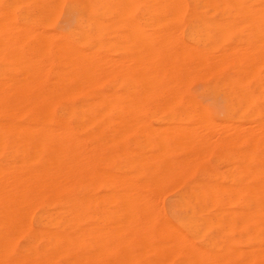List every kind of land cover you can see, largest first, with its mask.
<instances>
[{
    "label": "bare ground",
    "instance_id": "obj_1",
    "mask_svg": "<svg viewBox=\"0 0 264 264\" xmlns=\"http://www.w3.org/2000/svg\"><path fill=\"white\" fill-rule=\"evenodd\" d=\"M36 1L38 4L40 3L38 7L42 6L43 8L44 7L46 8V6L49 3V0H36ZM57 1H60V0H57ZM98 1L96 0V2ZM115 1L118 2L119 0H115ZM126 1L127 0L125 1L123 0L125 4L121 0L117 4H115L116 6L125 5V7H121V6H120L121 8L117 7L122 10V11L120 10V12L122 13H123V10L126 8L123 14H125L126 11L130 12L133 9L132 7L131 10H128L131 8L130 7L132 6L131 2L133 3V1L131 0L127 2ZM138 1H140V3H138ZM138 1H136L137 5L138 4L141 5L144 11L147 10L146 13L147 12L150 13L148 10H154V11H157L155 15H157L158 13H159L158 15H160V13L164 14V16H162V19H159V21L160 20L161 21L165 20L167 22L169 21L170 25L181 24L179 23L181 21V18H180L182 16L181 13H183V11H188L192 13L193 20H196V21L201 20V22L208 24L209 26L211 25L210 28L212 29H213L212 26H214L213 30L215 31L223 28L222 29L223 32H226V33H227V30L230 28L229 26H232L233 23L238 22L239 19H237L236 22L233 21L235 20L233 19L235 15L233 17H231L232 15L231 16L226 15L222 17L223 18L222 21H219L218 19H213V17L212 18L206 17L204 19H200V16H198L200 12L198 15H197V12L200 10L207 11L210 9V11L208 12H211V10L213 12L218 11V10H223L224 13L225 12L233 13L236 10L237 11L241 10V8L243 12L245 11V8H243L242 0H138ZM257 1L256 3H258ZM60 2L62 3V1ZM103 2L105 3V0ZM111 2L115 3L114 1H111ZM120 2L122 3L120 4ZM57 3L55 2L54 4L56 5ZM59 3L55 7H52V9L48 7L49 10H53V8L54 10L55 8L58 10L60 8ZM248 4L246 3V5L245 4L244 5L247 6L248 9L250 8L251 10L250 6L253 7V5L248 6ZM262 4L264 5V1L262 2ZM262 4L260 6H262L264 10V6ZM82 6H85V5H82ZM108 6L110 8V5ZM111 6H113L112 7L113 11H116V12L119 11V9L118 11L115 10L114 4H112ZM133 6L135 7V3H133ZM260 6L258 5L257 8H259ZM103 7H107V6H105L104 4ZM239 7L240 9H238ZM45 8L44 10L47 9ZM112 8H110L111 11H112ZM257 8H255L254 6L255 10ZM34 9H36V6ZM34 9H32L33 12L30 9L32 13H35ZM100 9H101V6H100ZM142 9L140 10V12L141 11L144 12ZM254 9L252 8L251 11H253ZM38 10H35V11H38ZM57 10H55V13L53 12L54 15L56 14ZM250 10H249V15L251 12ZM46 11H48V9ZM242 11H240L241 13L239 11L238 13L236 12L235 13L237 15L239 14L245 15V20L243 19V16L241 17L244 20V23L240 19L239 23H236V25L237 24L240 25L241 22L243 23V25L245 24L251 25L250 22L255 20L254 22H257V23L255 24L254 22H252V24L254 23L255 25L253 24L252 26H246L248 27L247 29L249 30L250 27L253 28V26H255L256 28L258 25L259 27L261 26L259 23V19L260 18L264 19L263 13L260 12L259 16L257 17L256 15L259 13V11H257V14H255V16L253 14L254 18L252 16L250 18L248 17L249 16L248 13L242 14L243 13ZM19 12L20 10L18 11V13ZM31 12L29 11V13ZM120 12H118L117 16L119 15ZM178 12L181 15L178 16L177 15ZM223 12H222V15H224ZM7 14L3 13V15H5L4 17H6ZM12 14H15V12ZM20 14L22 13H19V15ZM26 14L20 15L22 17L19 16L18 19L20 18L23 19L24 16L25 18H27ZM123 14L119 15V18L121 17L122 19H125ZM128 14L125 15L126 19H127ZM165 14H168L170 18L173 19V21ZM27 15H30V14H27ZM47 15L52 16L51 14H46V16L44 14L45 17H47ZM30 16L31 18H35L32 15ZM37 16H40V13ZM109 16H111V14ZM129 16L131 17L130 14ZM175 16L180 18L179 22H178V19L176 20L178 22L177 24L175 23V20H174L176 18ZM141 17L143 18V20H140V21H142L144 25L147 22H148L147 25L149 23L151 24V22L155 23V25L160 24L159 21L156 24L157 21L155 22V20L156 19L158 20V18H155L153 16L148 17V20H152L151 22H149L148 20L147 21L145 20L147 19L146 16L143 17V15H141ZM202 17H204V14ZM25 18L22 21V23L23 22L25 23L26 21ZM115 18L117 19V17ZM119 18L117 19L119 22L118 24L122 26V28L124 26L126 27L127 24L124 25L125 23L124 21L121 22L124 26L120 24ZM246 18H250L251 20L246 19ZM2 19L4 20V18ZM9 19L11 20L10 16L6 20L7 22L5 21L6 23L0 20L2 22L0 28H6V26L12 25L10 22H8ZM27 19L30 20L29 18ZM35 19L36 20L38 19V20L34 22L33 21L34 19H32V24L34 25V23H36L38 26V22L41 23L39 21L40 18H35ZM44 19L46 20V18ZM87 19L89 20L88 17ZM116 19L115 21L114 20L110 21L111 24L113 22H116L117 21ZM128 19L129 20L128 21L126 20L127 21L126 23H128L129 21L130 22L134 21V20H130V19H133L132 17ZM15 20H16L15 18H14V21L12 20L14 24H16ZM28 20L27 22L30 23L31 20L30 21ZM40 20L44 22L42 18ZM260 22H263V21H260ZM5 24L7 25L4 26ZM14 24L13 26H11L12 28L15 29L16 27H18V29L17 28L15 29V32L18 31L23 26V25L17 26ZM105 24H107V22H105ZM135 24L137 23L133 24L134 27L136 26ZM161 24L162 26H160V29L156 31L159 33L158 35L157 33H154V30H156L154 28L152 32H151L152 29L151 30L149 29L150 31L146 30L148 34L145 33L146 31L143 32V30H141L142 34L140 33L134 36V33L132 32L133 33L132 35L134 36V38L130 37L132 38L131 40L135 39L136 36H139V37H136L135 39L137 40L139 38L138 39L139 41L137 40V42L139 43H136L137 45L135 44V46L133 45L136 48V50L139 49L138 58L136 57L135 61L133 60L134 67L132 66L133 68H135L133 69L135 70V73L139 74V86H138V89L137 88L135 89L131 86L132 92H130V90L126 88V86L128 87L127 85L128 82H126L124 80L125 78L123 77L124 84L122 85H124L126 90L129 91V95L132 93H135L136 95L137 93L136 98H134L135 99L134 101H132L133 99L131 100V98L129 99V97L127 99L128 93L127 94L123 93V98H125V101L129 102V103L127 102V104L126 102L119 104L121 103L120 101L119 102L117 101L118 104H112L113 98H112V95H110L108 91H107L108 95H110L112 98L109 102H107L108 100L105 101L106 99H102L98 101L92 100L90 102L84 101V102H79V103H56V101L52 102V100L51 101H48V99L45 100L46 97L50 98V96L52 97L53 95H55V93L64 94L65 91H69L70 89H73L74 87H76L77 84H80V83H76L74 86L72 85L73 88L70 87L69 89L68 87L69 90L65 89V86H62V88H58L56 90V86H55V90H52L51 88H49L50 91L47 90L48 92L44 90L46 93L43 91H42L43 93H33L28 88V85L26 86L27 88H20V87L18 88L17 85L21 86L22 84L20 81H23V79L22 80L19 79L18 81V78H16L18 77L19 73L18 74L16 73L17 69L14 67V64H12V62L14 61V60L12 61V59L14 58L18 59L17 60L18 69L21 70L25 67L24 69L27 71L26 72L24 69H23L24 72L22 71L23 74H25V76L21 75L23 78L25 77L23 84L24 82L28 83L27 81L30 79L26 81L27 78L29 77L32 78L33 75H35L36 77V74L39 69L40 70L39 72H42L39 74L43 76L44 75L49 76L51 78H54V80L55 79H57L58 81L65 80V81L71 82L70 84H72V82H81L80 85H82V88H84L83 83L85 84V86H87L88 84L86 83H90L89 85H92L91 82H94L91 79L93 78V74L95 73L94 68H96V74L98 73V75L99 74L103 75L101 74L100 71H99L100 73L97 72L98 66L95 67L94 65L100 64L99 66L101 67L104 60L102 61L101 57H99L100 54H98L97 52H93L95 54H98L97 56L95 55L93 57L100 58L101 62H99L98 61L99 59H98L96 60L97 62L96 64H92L93 63V61L91 62V59L93 60V58L91 57L92 55L91 56L89 55L91 57L90 59V57L88 58L85 55V52H86L85 50H84V53H82L81 51L78 50L76 46L69 45L71 44L70 42H67L69 44H67L66 42L60 43V41L62 40L60 41L57 40L59 42L57 43L58 46L53 50L47 49V48H46L47 50H45V49L39 48L40 46L35 48L33 45H40L39 42L38 44L31 43L32 45L30 44V47H28L29 44L27 40L28 39L30 40L31 38H33V34L32 33L30 34L27 32L26 36L29 38L25 40L24 38L26 36H25V33L23 32H25L28 29L30 24L27 25L28 27L25 26V28L27 29H24V28L20 29L19 35H16L14 33L18 37L17 39H16V36H14V34H12L13 39L11 38L12 35L8 37L9 36L8 30L9 28H11L10 26L8 27V29H6L8 31L7 33L5 29H3V31L2 29H0L2 31V32L0 31L2 33L0 38L3 36L1 38L2 40H0V54L1 53L4 54L3 55L4 59L3 58L2 59L5 60V57H6L7 63L5 61L4 62L8 64V66L10 63L13 65L12 66L10 64L11 66H9L11 69L13 67L12 71H15V74H17V76L15 75L16 77L13 75V77H15L13 78V80H15L16 83L17 81L18 83L20 82L19 84L14 85L15 82L12 81V84H13L12 85L11 82L9 83V81H11L12 79L11 78H9L11 80L7 79L10 76L8 75H7L8 77L4 76L5 73L3 74V72H2L3 75L0 76L2 78L6 77L7 79L6 82H8L12 87L15 86V88L13 87V89L17 88L15 92L16 97L15 96H14L15 98L13 97L14 100H8L9 98L10 99L12 98L9 95H8L9 98L6 100L7 96L5 95V90L3 91L1 88L4 80H0V84H2L0 86V90H1L0 91V264H170L172 262L174 255L175 254L179 255V253H181L183 256V260L180 264H214L213 262L217 260L212 261L211 259L212 257L219 258L218 261L220 263L218 262V264H243L244 262H245L244 264H246V263H249L248 261H252V260L254 261L255 259H256L255 261H257V259L259 261L260 259V261L264 263V158L262 160V159H258V157L256 156L255 159L257 160H254L252 156V151H250L252 150L251 148H253L251 147L252 142H255L254 140H256L255 139L256 132L258 128L262 127V125L260 124H264V120H261L260 124L257 121L259 119L254 120L253 124L256 123L255 124L256 126H254L255 128H252V129L250 128V130L252 131L249 130L246 136L240 135L238 133L239 127H242V126H239L241 125V123L236 124V122L232 123L230 121L232 124L231 126H228L230 122L224 125L225 123L222 121V123H224L223 124L224 127L227 126V128L228 127L231 128L230 129L231 131L229 130L225 132L227 134L228 132H230L229 136H227L226 138L227 140L226 139L223 140L221 138L222 143H220L221 146H224V148L227 147L226 149H228L229 153L233 152L232 150L233 146L239 140H240L239 143L241 141L242 143H244V141L248 143V150L246 149L247 157H245L246 160H242L241 162L238 163V165H233L234 173L232 175H236V176L239 175L240 177L242 175V177L238 179L237 177L233 178L231 179L230 183H227V182L224 183L221 181L218 182L216 180L211 183L206 182V181L205 183H203V182H197V181L196 182L183 181L182 174L185 171H187L186 166H187L188 156L194 155V157L196 156L198 157L197 159H199V157L203 159L202 157H204L206 154L209 155V153L212 152V149L214 147L213 145H211L212 139L209 140L208 138L212 132H210L208 137L206 138L208 133H204L203 131H205V129L207 130V128L209 129V127L212 128L213 126L214 128L221 127L220 129H223L222 127L223 125L220 123L221 126L220 124L217 127H215V125L211 126L213 124V120L211 117H209L207 113H205V110L203 111L202 109H200V106H198L199 104L197 102L190 101V100L186 101L185 99L184 101L186 102V105L188 106L190 110V112L185 114L186 117L188 118L187 126L185 125L182 127L181 125L177 123L179 121L180 114L177 112H174L171 115H168L166 117L164 116L165 117L164 122H166L167 126L160 130L155 129L156 130L155 131L151 123H150V126L148 125V127H152V128H146L147 124H149L147 122L149 121L145 120L146 118L143 119L144 115L142 112V109L146 107L147 102L152 97L156 98L153 100L154 107H157L164 111L166 110L169 111V109L174 108V105H176L175 104L176 94L177 96H179L178 93H180L179 90H181V89L175 88L176 86L180 85V83L179 85L177 84L179 81V78L184 77L185 81H183V79L182 81L185 83L187 81L186 79L189 78L188 80H190L191 77H193V75L195 74V72H193L192 76L190 75L189 77L187 76V74H190L189 72L194 71V70L196 72L201 70L200 73L203 71L206 75L211 74L215 76L216 79L222 82V84L224 85L223 87L230 90L229 92L232 91V93L235 94V97H236V95H238L236 92L239 91L237 90L238 88L236 89V85H238L237 84L238 77H236L237 78L236 79L235 77H230L226 75L225 69L232 62L235 63L233 61L234 54L235 55L238 54L239 52L238 49L240 48L242 42H244L243 39H245L246 41V38H245L246 35L244 34L247 31L245 30V28L244 30H242L246 32L245 33L241 32V36L243 34L242 37L244 38L242 40L240 39L241 44H238V46L237 45L235 46L233 42L231 41L232 43L231 45L233 46H230L232 48L229 47V51L219 52V50H217L219 53L218 52L213 53L212 50L206 49L203 47V45L205 46V44L200 46L203 48H200L198 45V49H197L193 45H190V46L186 45V42L184 40L182 41V38L178 39L176 36L178 41L179 40L182 41L181 45H178L179 43L177 42L174 35H178V37L180 38V34L177 31L180 32L181 29L179 30L177 29L176 31L175 30L176 28H173L174 25H172V27L168 26V32H167L168 37H167V35L165 36L166 33L164 32L166 29L165 30H163L164 28L162 29L164 24L166 25V22L164 23L163 21V23L161 22ZM205 24L200 25V26L204 28ZM41 25L42 23L39 26ZM115 25L113 23L111 27ZM119 25L118 27H120ZM85 26L89 27L90 25L89 26L85 25ZM94 26H96L95 23H94ZM94 26L92 27L96 29ZM137 26H138L137 28L130 26L128 29H131L132 27L134 30H138L139 25L137 24ZM179 26L180 25H178V27ZM30 27L32 26L30 25ZM30 27H29V30L31 29ZM81 27H82V24H81ZM125 27H124V30H125ZM194 27H195V24H194ZM224 27H229V28H226L227 30L226 29L224 30ZM237 27L239 28L240 26H237ZM39 28H42V27H39ZM165 28H167V25L165 26ZM191 28L193 27L191 26ZM210 28H208L207 26L208 30ZM256 28H253V31H256L254 30ZM205 29H206V26H205ZM205 29H202V30H204L205 33H208L209 31H206ZM262 29H264L263 25L261 26V30L259 28L257 29L259 30V32L256 31V36L258 33H260L259 35H261V32L264 31ZM38 30L39 29L32 31L34 35L35 34L39 35ZM41 30L42 29H40V31ZM160 30H162V33L164 35L159 36L160 34H162L161 32H159ZM199 30L200 28L198 29V31ZM93 31H95L96 33L97 29ZM174 31L176 34L174 33ZM190 31L191 29L189 30V33L192 34L193 29L191 32ZM215 31L212 32L213 34L210 33L211 35L210 34L205 35L206 39L208 37L209 39L216 38L217 43H219L218 40L220 41V43H222L223 41L222 35H224V33H222L221 30H219L218 32H215ZM220 31L222 35L219 34ZM251 31H249L248 33L252 34L253 31L252 32ZM149 32H151L152 35L151 33L149 34ZM10 33H13V31L11 30ZM41 33L43 34V31H41ZM91 33L89 34L90 36H91ZM127 33H131V32H127ZM215 33H218L219 35H221V37L217 38V35H215ZM248 33H246L247 36L251 37V35H249ZM21 34H22V37H21ZM29 34L30 36H32L31 38ZM153 34H155L156 36ZM227 34H225L224 36L226 37ZM232 34H233V31H232ZM4 35L6 36V38L7 37L8 38L6 39ZM44 36H47V34H45ZM50 36L51 34H49L48 37L43 38L45 42L40 37H35V38H37L36 40H39L38 38H40L41 39L40 42L42 41L43 43H45V44L42 43L41 45L45 47V45L48 46L50 44L49 43L47 45V41H46V39H48ZM189 36L191 39L192 37L190 34ZM196 36L198 37V35ZM14 37H15V40H19V41L21 40L20 42L23 41L22 43H25L27 41L28 45L26 44L27 45L26 47H28L27 51L29 53L27 51L24 52L23 51L24 49L21 48V45L18 46L19 45L18 43H20L19 41L18 42L16 41V44H18L16 46L12 44L13 42L11 43V40L15 41ZM73 37H75V35H73ZM86 37L87 36H85L84 38L87 41L88 38ZM204 37H203V40H205ZM248 37H247L248 39L247 45H249V48H247V46L245 47L243 44L244 47L242 51L243 50L244 51L242 53L240 51L239 53L240 55H242L241 58L243 57L242 60L244 61V62L242 61L241 63L242 66L244 65L246 66V64H248L246 63L247 61L244 60L246 57L249 58V60L251 58V62H252V60L254 59V56L256 57L258 56V54L263 55V52H264V51L261 52V50L259 49L262 47L261 44H260L261 46L260 47L258 45V42L257 44L255 43L257 46H259L258 49H256L257 46L254 44V42L250 43L251 41H249L252 38L250 37L248 38ZM257 37H258L257 38L258 41L260 42L259 36ZM51 38H49V40H51ZM112 39L115 40V38H112ZM75 40H77V38ZM93 40H96V39L93 38ZM117 40H115L114 42H116ZM194 40H198V39L196 38ZM53 41L54 43L56 42V40H53ZM82 41H84V39ZM202 41L200 42L201 44H202ZM253 41L256 42V39L255 40L253 39ZM104 42L109 43V41L108 42L104 41ZM132 42L134 43L136 41H132ZM217 43H215V45ZM113 44H112V50H114ZM138 44H139V47L137 48ZM206 44L208 45V43ZM213 44L214 42L212 41V46H215ZM252 44L256 50H259L257 51V53H255V55H253L252 53L254 48L250 47V45L252 46ZM185 45L186 47H184ZM23 46L25 45L23 44ZM105 46L106 44H104V47ZM192 46L194 47V49H192L193 48ZM210 46L211 45H209V47ZM226 46L224 45V47ZM50 47L48 46V48ZM117 47L118 46L116 45L115 47L116 50H117ZM108 48H110V51H111V46H109ZM108 48L106 50H109ZM188 48H191L192 50H189ZM233 48L234 49L238 48V49H236L237 51L233 52ZM245 48L249 49L253 57L249 55L248 50H246ZM37 49L38 50L41 49L40 51L42 52L43 55H45L44 54L45 52L47 54L46 56L47 58L49 57L52 58L54 56L53 60H55V56L58 57L56 58V60L59 59L57 61L60 62V64L62 65H63V62L68 63V65L70 66V70L67 69L68 72H65V71L63 72L62 69H59V70L55 69L54 67H52V65L47 64L48 62L45 63V61H43L44 60V58L42 57L43 55L42 56L39 55L43 58V60L40 59L41 57L37 58L36 55L32 54L35 51H37ZM121 49L119 48V50ZM98 50H99V47H98ZM126 50L124 52L125 54L127 53ZM136 50H135V53H137ZM239 50H241V48ZM92 51H90V53ZM245 52H246V55L244 54ZM122 53L123 52H120V54ZM118 54L117 56H113V57L109 55L110 57H112L110 59H112L113 61H109L108 63H110L112 67L116 61H118L117 63L119 64V65L117 64L118 66L116 65L117 67L121 65L123 66L122 61L125 58H121L122 59L121 61L122 64H121L119 61L121 59L118 58ZM125 54H123V57H125ZM132 54L134 55L133 51H132ZM239 54L236 55V57L239 56ZM29 55H33L31 56L33 57L32 58L33 61L32 59L29 58L30 57ZM133 55H132V58H133ZM35 57L37 58V60L40 59L41 61L35 60L36 59ZM236 57L235 59L238 58ZM105 58L107 61V58L109 57H106L105 55ZM7 59L10 61V63L9 61H7ZM39 61L43 62L41 64L46 66L45 69L41 66V69H43L42 71L39 68V65L41 64H38V66L36 64V62L40 63ZM255 62L256 61L254 60V62L252 63L255 64ZM135 63L137 64V66ZM252 63H249V64H252ZM260 63L261 62L259 61L256 62V65L257 64L259 65L258 70L260 69V66L262 65V63L261 64ZM237 64L239 63H236V65ZM149 65H152V67H155L156 70L150 71ZM253 65H250V66L247 65L246 67L245 66L244 67L247 68L249 66V69L251 67V69L253 70L255 68V67L253 68ZM103 66H104L105 71L106 69H110V67L108 68L106 67L107 66L106 64L105 65L103 64ZM103 66L101 68H103ZM122 66L119 67V71L116 70L117 68L115 69V71L111 69L110 73L112 72V70L113 72H116V71L120 72L122 70L120 68L124 67ZM130 66L131 65H128L126 66L127 68L126 67L123 68V72L124 71L127 72L125 74H128V69H130ZM9 67L8 69H9V75H10L11 70ZM28 68L30 70H28ZM234 68L236 69V67ZM243 68H241V71L243 72L246 71L244 73H250L249 70H245V69L243 70ZM153 69L154 68H152V70ZM60 70H62V72ZM129 72L132 73L133 71L131 70ZM260 72L262 73L261 70ZM6 73H8V70ZM131 73L130 75L133 76L134 73L133 74ZM244 73H242V75ZM138 74H135V76L137 77ZM166 74L170 75L174 79V80L171 79L172 82L173 81L176 82L178 80L177 83H175V86H172L171 84H169L170 85L169 86L167 84ZM197 74L195 75V77L197 76ZM108 75H109L108 73L107 75H105V77L107 76L106 80H108L110 76ZM201 75L202 73L200 74V76ZM242 75L240 77V80L243 82L244 79ZM21 76L19 74V77ZM122 76L123 75H121V77ZM252 76H255V75L252 73ZM118 77L120 76L118 75ZM121 77H120V80H121ZM198 78L200 77L198 76ZM44 79H46L45 76H44ZM38 80H40V78ZM96 80H99V78ZM50 81L51 82H49V84L52 83V80ZM56 81H54L53 84H56L55 83ZM84 81H86V83ZM116 81L117 79L115 77V82ZM246 81H247V78H246ZM137 82L138 80L136 79V83ZM8 83L6 84L4 83L6 85L4 88L5 89L7 88L6 90L9 91V88L11 89V87L9 88L7 87L9 85ZM136 83L134 80V81L129 82L128 84L129 85L134 84L133 86H135ZM261 83H263V81H261ZM61 84H63L62 81H61ZM98 84H100V82L97 83V85ZM58 85H57L58 87H61L60 83ZM93 85L91 87L92 90H94ZM182 86H185V85H182ZM186 86H188V84ZM261 87H264V86L262 85ZM121 88L123 87L121 86ZM240 89L242 90V88ZM78 90L81 92L79 88H77L76 92H78ZM84 90L86 91V88ZM84 90L82 89V92ZM87 90H90V87ZM206 90L208 91V89ZM246 90L244 91L242 90V92L240 93H243V92L245 93ZM95 91L93 92L95 93ZM12 92L9 91V94L11 95ZM110 93L112 94L111 91ZM119 93H118V96L121 98L122 92H119ZM263 93L264 92L262 91V93L259 96L257 94V96L258 97L264 96ZM59 94H58L59 98L62 99L60 97L62 94L61 95ZM247 94L251 95L252 93L251 92L249 93V91H246V96H244L248 98L247 99L248 101L246 102L244 101V99L246 98L244 99L240 98L241 95L240 96L238 95V98H234V99H241V102L243 100L245 102V106H247V103L250 105L251 104L250 99H252L253 96L251 95L252 97H250ZM4 95L6 96L5 99H4L5 97ZM12 95H14V93ZM64 95H66V93ZM135 95L133 94V96ZM96 96L97 94L95 96L93 95V97H96ZM115 96H116V92H115ZM57 97H54V98L57 99ZM54 98L52 97V99ZM94 99L96 100L98 98H94ZM230 102H231L230 103L231 106L227 107L226 113H230L232 110L236 108H239V109H241L242 107L244 109L247 108L244 106V104L240 102L238 103V101H237V107L235 108L234 104H232L233 102L232 101ZM55 107L58 108V111H56L59 113L58 117H55L53 114V109ZM243 108L241 109L242 111H244ZM175 109L177 108L175 107ZM182 113L183 112H181V114ZM250 114L251 112H249V115ZM185 115H184V118H185ZM260 115L262 116V118H264L263 117L264 113L263 114L261 113ZM23 116H26V119H23L22 118ZM144 120L145 122L146 121L147 122L145 123ZM176 123L178 126L176 125ZM112 124H114V126H112ZM142 126L143 127L145 126L144 128L148 130V131H145L146 133L145 139H146L147 146L149 147L148 150H147V147L146 148L144 147L145 151L142 149L143 145H141V141H139V140H143L142 138L134 141L133 143L131 142V145L134 148H131V149L128 148V144L125 142V139H124L125 135H127L128 133L135 134V132H137L136 134H139L138 132H141L140 129ZM249 126H252V124L247 125L244 128L249 127ZM211 128L209 131L216 130L214 128H213L214 130ZM224 129H226V127ZM217 130L220 131L219 128ZM253 130L255 131L253 132ZM260 130H263V128H261ZM260 130H258L259 131L258 133L262 135L263 133ZM224 131L225 130H223V132ZM221 132L222 131L219 132V138L221 137L220 135H222ZM203 133L205 134V136L203 137H205L208 140H206L205 138L203 139V137H201L202 136L201 134ZM216 134L217 133L215 132L214 137H216ZM214 137L212 136L213 139H219V138H214ZM223 137H224V134H223ZM242 138L244 141L242 140ZM218 141L220 142V139ZM256 141H258V139ZM214 143L212 141V144ZM216 144H214L215 145L214 148H218L216 147ZM218 156H220V153ZM113 158H117L119 161L115 163L114 168L112 169L107 168L105 165H107ZM220 158L221 160H225V159H222V157ZM242 158H243V155H242ZM190 159L191 157L189 156V161ZM215 159L217 160V158ZM217 162L215 161V163ZM192 165H189V166H192ZM211 175H213V173ZM244 176L247 177L248 179L247 182H245L246 180L245 178H244L245 180H242ZM254 177L256 178L257 182L254 179ZM257 177L258 178L260 177L261 179L259 182H258ZM171 178L177 180L178 182L176 184L183 187V191L179 194L178 198L176 200L174 199L175 201H173L175 202L174 204L175 210L183 214L178 217L179 224L186 227L188 231H190L193 235L198 236V237H203L207 232L213 229H216L215 231H217V234L222 236V237L219 236L221 238L219 245H216V246L213 245L214 247L212 248L210 247V250L200 249L201 247L199 246L195 247V244L191 246V244H193L192 242H190V244L187 241L185 242L184 240L186 237L182 238V236L184 237V235L183 234L181 235L180 229L177 226H174L170 224L169 222H164V223L159 222L160 224H163V225L161 227H158L157 225L156 227L157 215L155 214V210L157 211V209H161V207L158 208L160 206L159 204H158L159 205L158 207L156 206L157 200L155 198L156 197L160 198V196L158 195L159 192L156 189L159 188L164 183V181L169 180ZM251 179L255 180V181L253 180L254 183L251 182ZM99 187L103 188L102 192L98 191ZM155 190L157 193H153V191ZM148 191L152 192L153 195L157 194V196L154 195L156 197H154L153 199L151 197L152 194H150V192L148 193ZM162 193L163 192L161 189L160 194ZM152 201H155L156 203ZM153 203H155L156 209H153L154 207L152 206ZM235 203H239L242 206L239 209L238 208L232 209L231 207L229 208V205L235 204ZM223 205L225 207L228 205V208H225L223 210L220 209L216 217L204 215V213H210L208 212L210 209L215 208V207H221ZM34 207L35 208L40 207V210L35 217L36 222L39 224V228L35 230H33L30 225L31 212ZM157 213H161V212L157 211ZM93 214L97 215L96 224L95 223L92 224ZM163 218L164 217L162 214V218H161L162 222L165 221ZM36 222L34 221V223ZM250 226H253L252 233L254 230H255L254 232H256V237H255L256 241H255V245L253 244L247 245V248H244L245 250H243V248L241 249L237 245V242L239 241L233 239L234 237L229 238L230 235L228 234L227 235L229 237L224 236L225 233L231 230H234L235 228H239L240 230H242V232H246L248 228H250ZM215 231H213V233L216 236ZM18 236H22L24 238L23 239L24 242L20 246V248L15 249L14 242H15V238ZM149 255L153 256V258H149ZM262 262L260 263L262 264ZM173 263H175V261Z\"/></svg>",
    "mask_w": 264,
    "mask_h": 264
},
{
    "label": "rangeland",
    "instance_id": "obj_2",
    "mask_svg": "<svg viewBox=\"0 0 264 264\" xmlns=\"http://www.w3.org/2000/svg\"><path fill=\"white\" fill-rule=\"evenodd\" d=\"M57 3H59L60 1H62V3L60 4L59 3V6H60V8L57 10L56 8H55V10H57L56 11V14L54 15L53 14V12L55 13V10H54V8H53V10H49V8L50 9H52V7H55L56 5L54 4L55 2ZM60 1H57V0H49V3H48V5L46 6V8L48 9V11H46V10H44V8L42 7V6H39L38 7V5L40 4H38L37 3V1L36 0H6V1H4V0H0V16H1V14H2V16L0 17V20L3 22L4 21V23H6L7 21V19H8V17L10 16V18H11V20L9 19V21L8 22H10L12 25H9V23H8V25L11 27V26H13V24H14V22H12V20L14 21V18L16 19L15 20V23L16 24H14V25H23L20 29H22V28H24V29H27V28H25V26L26 27H28L27 25H31L32 27H30V25H29V27L31 28L30 30H29V27H28V31L26 30L25 32H23V33H25V36L27 35V32L28 33H32L33 34V38H31L32 36H30V34H29V36H30V38L32 39H28L27 41H28V44H29V46L28 47H30V44L31 43H37L38 44V42L40 43V45H33L35 48L36 47H39V48H42V49H45V50H47V49H51V50H53V49H55L58 45H57V43H59L57 40H62V41H60V43L61 42H70L71 44H69V43H67V44H69V45H73V46H76L77 48H78V50L79 51H81L82 53H84V50L86 51L85 52V55L89 58L91 55V57L93 58V60L91 59V57H90V59H91V62L93 61V63L92 64H96L97 62H96V60H98L99 62H101V59H102V61L104 60V62L102 63V66H103V64L105 65H107L106 67L108 68V67H110V69H106V71L104 70V66H103V68H101L99 65L100 64H97V65H94L95 67L96 66H98V68H97V72H101V74H103V75H98V73L96 74V68H94V74H93V78H91L92 79V81H94V82H91L92 83V85H93V83H94V90H92V85H89L90 83H86V81H84L86 84H88L87 86H85V84L83 83V87L84 88H82V85H80L81 84V82H72V84H70L71 82H69V81H65V80H60V81H58L57 79H55L54 80V78H51V77H49V76H46V75H44L45 77H46V79H44V76L43 75H41V74H39V73H42V72H39L40 70L38 69V72H37V74H36V77H35V75H33L32 76V78H33V80H35V81H33L32 80V78H27L26 79V81L28 80V79H30V80H28L27 82L28 83H26V82H24V84H23V81L25 80V77L23 78L22 76H25V74H23V69L25 68H23V69H21V70H19L18 69V62H17V58H14V59H12V61L14 62H12V64H14V67L17 69L16 70V73L18 74H20V76L21 77H19V74H18V77H16L17 76V74H15V71H12L13 70V67H12V69L9 67V66H11L12 64L10 63V61L7 59V61H9V63L11 64H9V66H8V64H6L7 62H6V57H5V60H3L4 58V54H0V76L1 75H3L4 73L6 74H4V76H6V77H8V76H10V77H8L7 79H9V78H11V79H9V80H11V81H9V83L11 82V84H12V81H14L15 82V80H13V78H18V81H19V79H23V81H20L21 82V86H18L17 85V87L19 88H27L26 86L28 85V88L33 92V93H43V92H48V91H50V89L49 88H51L52 90H55V86H56V90L58 89V88H62V86H65V89H67V90H69L70 89V87H72V85L74 86L76 83H80V84H77V85H79V86H77L76 85V87H72L73 89H70L69 91H65L64 92V94L66 93V95H64L63 93H61L62 95H64V96H62L61 94H59V93H55V95H53L52 97L54 98V97H57L58 96V94L59 95H61L60 97L62 98V99H60L59 98V96L57 97V99L56 98H54V99H52V97L50 96V98L49 97H46L45 98V100L46 99H48V101H51L52 100V102H55L56 101V103H79V102H90V101H92V100H94V101H98V100H102V99H106L105 101H107V102H109L112 98V100L114 101H112V104H118V102L120 101L121 103H119V104H122V103H125L126 102V104H127V102L128 101H125V98H123V93L124 94H127L128 93V96H127V99H128V97H129V99L131 98V100L132 101H134L135 99L134 98H136V95H137V93H136V95H135V93H132V94H130L129 95V91H127L126 90V88L127 89H129L130 90V92H132L131 90V88L133 87V88H137L138 89V86H139V74L138 73H135V70H133V69H135V68H133L134 67V62H133V60L135 61V58L137 57L138 58V51H139V49H137L136 50V48L134 47L135 46V44L136 43H139V42H137V40L139 39H137V40H135L136 39V37H139V36H136L135 37V39H133V40H131L132 38H134V36L135 35H137V34H140L141 33V30H143V32L144 31H146V30H148V31H150L151 29V32L153 31V28L154 29H156V30H154V33H157V35L159 34L158 32H156L158 29H160V26H162V24H161V22L163 23V21H164V23L166 22V25H167V28H165V24H164V26L162 27V29L163 30H165L164 32L166 33L165 34V36L167 35V32H168V26L170 27H172V25H174L173 26V28H176L175 30L177 31V29L179 30V29H181L180 30V32L179 31H177L179 34H180V38L178 37V35H174L175 36V38H176V36H177V38L178 39H181L182 38V41L184 40L185 42H186V45H188V46H190V45H193V46H195V48H197L198 49V45H199V47L200 46H202L203 44H205V46L203 45V47L204 48H206V49H210V50H212V52L213 53H215V52H218L217 50H219V52H222V51H229V47L230 46H233V45H231L232 43H231V41L233 42V44L236 46H238V44H241V41H240V39L242 40L244 37H242L243 36V34H242V36H241V32L242 33H245L246 31V33H248L249 31H253V28H256L255 26H253V28H251L250 27V29L248 30L247 28L248 27H246V26H252L254 23L256 24L257 22H254V21H252V22H254L253 24H252V22H250V24L251 25H248V24H245V25H243V23H244V20H245V15H241V14H239V15H237L236 13H238V11L240 12V11H242V8H241V10H236V11H234L233 13H230V12H223V10H218V11H212L211 10V12H208V11H210V9L209 10H200V11H198L197 12V15L199 14V12H200V14L198 15V16H200V19H204V18H212L213 17V19H218L219 21H222L223 20V18L222 17H224V16H226V15H232L231 17H233L234 15V17H233V19H235V20H233L234 22H236V20L237 19H239L238 20V22H236V23H239V21H240V19H241V21H243V23L241 22V24L240 25H236V23H233L232 24V26H229V27H224V30L226 29V28H229L228 30H227V33L226 32H223V28L222 29H219V30H221L222 31V33H224V35L225 34H227L226 35V37L224 36V35H222L221 34V31L219 32V34H221L222 36H223V41H222V43H220V41L218 40V42L219 43H217V39L215 38H210L209 39V37L206 39V36L205 35H209L210 33H212L213 31H215V30H213L214 29V26H212L213 27V29L212 28H210V26L208 25V24H205V23H203V22H201V20H199V21H196V20H193V16H192V13H190V12H188V11H183V13H181L182 14V16L180 17L181 18V21L179 22V20H180V18H178V17H176L177 15L179 16V15H181V14H179V12H178V14L174 17L175 19V23L177 24L178 22L179 23H181V24H177V25H175V24H172V22H171V24L172 25H170V23H169V21L167 22V21H165V20H163V21H159V19H162V16H164V14H162V13H160V15H155V13L157 12V11H154V10H148L150 13H146V11H144L143 9H142V7H141V5H137V3H136V1H138V0H131V1H133V3H135V7L133 6V3L131 2V5L132 6H130L131 8L130 9H128V10H131L132 9V7H133V9L129 12V14L131 15V17L133 18V19H130V20H134V21H129L128 23H126L129 19L128 18H131L130 16H129V14H128V12L126 13L125 12V14H123L124 13V10H126V8L124 9V8H122V9H124L123 10V13L122 12H120V8L121 7H125V5H123V6H121L120 4L123 2V0H121L122 2H120V6H116L115 4H117L118 2H116L115 0H107V1H109V2H107L106 0H105V3L103 2L104 0H100V1H98V2H96V0H60ZM102 1V2H101ZM111 1H114L115 3H113V2H111ZM125 1V0H124ZM127 1H130V0H127ZM126 1V2H127ZM135 1V2H134ZM255 1V2H254ZM256 1L257 0H242V3H243V8H245V11L242 13V14H246V13H248V15H249V10H250V8L248 9V7L247 6H245L246 5V3L248 4V6L249 5H253V7L252 6H250L251 7V10H252V8L254 9V6H255V8H257L258 7V5L260 6L261 4H262V2L264 1V0H259V1H257L258 3H256ZM262 1V2H261ZM6 2V3H5ZM16 3V5H15V3ZM100 2V3H99ZM4 3V4H3ZM74 3V4H73ZM82 3V4H81ZM106 3H107V5H106ZM124 4H125V2H123ZM129 3V2H128ZM138 3H140V1H138ZM260 3V4H259ZM79 4V5H78ZM104 6V4H105V6H107V7H103L102 5ZM112 4H114V8H115V10H117L118 11V9H119V11L118 12H120L119 13V15H122L123 14V16L125 17V19H122L121 17L119 18V15L117 16V14H118V12H116V11H113V6H111ZM245 4V5H244ZM258 4V5H257ZM2 5V6H1ZM12 5H14V6H12ZM29 5V6H28ZM82 5H85V6H82ZM108 5H110V8H112V11H111V9L109 8V6ZM128 5H130V4H128ZM257 5V6H256ZM263 5V4H262ZM35 6H36V9H34L35 8ZM99 6V7H98ZM100 6H101V9H100ZM264 6V5H263ZM23 7V8H22ZM29 9H28V8ZM34 7V8H33ZM49 7V8H48ZM117 7H120V8H117ZM241 7H242V5H241ZM25 8V9H24ZM84 8V9H83ZM108 8H109V10H108ZM129 8V7H128ZM21 9H22V11H21ZM32 9H34V12L36 13H32L33 12V10H32V12H31V10ZM39 9V10H38ZM41 9V10H40ZM143 10L144 12H140V10ZM238 9H240V7L238 8ZM246 9H247V11H246ZM20 10V12L19 13H22V14H20V15H25L26 13L27 14H30V15H32L33 17H35V18H42L43 19V21L44 22H42L40 19H39V21L42 23V25L41 26H39L41 23H39L38 22V26H37V24L36 23H34V25L32 24V19H34L33 21L34 22H36L37 20L35 19V18H31V16L30 15H27L26 14V16H27V18H29L30 20H31V22L30 23H28L27 22V18H25V16L23 17V19L22 18H20V19H18L19 18V13H18V11ZM35 10H38V11H35ZM81 10H83V11H81ZM244 10V9H243ZM250 10V11H251ZM1 11H3V12H1ZM29 11L32 13H29ZM43 11V12H42ZM52 13H51V12ZM109 11V12H108ZM110 11H111V13H110ZM122 11V10H121ZM254 11V12H253ZM253 11H251L250 12V15L248 16V17H250L251 18V16L254 18V16H255V14H257V11H259V13L256 15L257 17L259 16V14H260V12L261 13H263L264 14V10H263V7L262 6H260L259 8H257L256 10L254 9ZM6 12V13H5ZM15 12V14H12V13H14ZM42 12V13H41ZM48 12V13H47ZM141 13V15H143V17L144 16H146V18L147 19H145L146 21L148 20V17H155V18H158V20L156 19L155 20V22H156V24L158 23V21H159V25H155V23H152L151 21L152 20H148L149 22H151V24L150 25H152V26H150L149 24V26L147 25V23L144 25L143 24V22L142 21H140V20H143V18L141 17V15H140V13ZM151 12H152V14H151ZM154 12V13H153ZM205 12V13H204ZM222 12H223V14L224 15H222ZM236 12V13H235ZM256 12V13H255ZM3 13L4 14H7L6 15V17H4L5 15H3ZM18 13V14H17ZM38 13V14H37ZM39 13H40V16H37V15H39ZM45 14V16H46V14H51L52 16H48L47 15V17H49V18H47V17H45L44 16V14ZM77 13H78V15L80 16H78L77 15ZM204 14V17H202L203 16V14ZM241 13V12H240ZM17 14V15H16ZM103 14V15H102ZM111 14V16H109ZM126 14H128V16H127V19H126ZM154 14V15H153ZM162 14V15H161ZM169 14V13H168ZM168 14H165V15H167L169 18H170V16L168 15ZM253 14H254V16H253ZM14 15H15V17H14ZM43 15V16H42ZM202 15V16H201ZM241 15V16H240ZM18 16V17H17ZM28 16H30V17H28ZM37 16V17H36ZM53 16H54V18H53ZM91 16V17H90ZM122 16V17H123ZM215 16V17H214ZM238 16V17H237ZM243 16V19L241 18ZM263 16V15H262ZM20 17H22V16H20ZM46 18V20L44 19V18ZM50 17H52V18H50ZM87 17L89 18V20L87 19ZM108 17V18H107ZM112 19H111V18ZM114 17V18H113ZM115 17H117V19L119 18V20H120V24H122L121 22L122 21H124L123 23H124V25L125 24H129L128 25V27H127V25H126V27H125V30H124V27L122 28V26H120L118 23V20L115 18ZM236 17V18H235ZM247 17V16H246ZM2 18H4V20L2 19ZM24 18L26 19V21H25V23L23 24L22 23V21L24 20ZM154 18V19H155ZM164 18V17H163ZM188 18V19H187ZM189 18H190V20H189ZM250 18H246V19H250ZM263 18H264V16H263ZM17 19H18V21H17ZM85 19V20H84ZM115 19L117 20L116 22H113L114 23V25H115V23H116V25L115 26H117V27H115V26H112L111 27V25H113V23L111 24V22L110 21H115ZM122 19V20H121ZM165 19V18H164ZM168 19V18H167ZM166 19V20H167ZM171 19V18H170ZM178 19V22L176 21ZM187 19V20H186ZM259 19V18H258ZM261 19V20H260ZM259 19V23H260V25L262 26L263 25V27H264V19H262V18H260ZM30 20H28V21H30ZM50 20V21H49ZM90 20H91V22H90ZM100 22H99V21ZM103 20V21H102ZM127 20V21H126ZM136 20V21H135ZM144 20V21H145ZM169 20V19H168ZM172 21H173V19H171ZM193 20V21H192ZM251 20V19H250ZM0 21V26H1V22ZM6 21V22H5ZM145 21V22H146ZM190 21H192V22H190ZM195 21V22H194ZM260 21H263V22H260ZM27 22V23H26ZM84 22V23H83ZM105 22H107V24H105ZM142 22V23H141ZM3 23V24H4ZM51 23V24H50ZM94 23H95V25L96 26H94ZM134 23H137L138 25H139V29L138 30H134L132 27H134L133 26V24ZM168 23H169V25H168ZM197 23V24H196ZM200 23V24H199ZM249 23V22H248ZM81 24H82V27H81ZM84 24V25H83ZM137 24H135L136 26L134 27V28H137L138 26H137ZM184 24V25H183ZM194 24H195V27H194ZM203 24H205L204 25V28L203 27H201L200 25H203ZM254 24V25H255ZM7 24H5L4 26H6ZM85 25H87V26H89V27H86ZM118 25L120 26V27H118ZM143 25V26H142ZM153 25H155V26H153ZM178 25H180L179 27H178ZM183 25V26H182ZM198 25V26H197ZM234 25H235V27H234ZM241 25H243V26H241ZM3 26V25H2ZM3 26V27H4ZM9 26H6V28H0V29H2V31H3V29H5V31H6V33L9 31V33H8V37H10L12 34H16V35H19V31H20V29L18 30V31H16L15 32V29L17 28L18 29V27H16L15 29L14 28H9V30L7 31L6 29H8V27ZM84 26V27H83ZM92 26H94L96 29H97V32L96 33H98V34H96L95 33V31H93V30H96V29H94ZM130 26H132L131 27V29H128ZM157 26V27H156ZM182 26V27H181ZM191 26L193 27V28H191ZM196 26H197V28H196ZM200 26V27H199ZM205 26H206V29H205ZM207 26H208V28H210L209 30L207 29ZM237 26H240L239 28L237 27ZM261 26L259 27V25L257 26V28L256 29H254V30H256V31H258L259 32V30H257L258 28L261 30ZM15 27V26H14ZM36 27H37V29H39L38 30V32H39V35H37V34H35L34 35V33L32 32V31H35V30H37L36 29ZM39 27H42V28H39ZM45 29H44V28ZM114 27V28H113ZM159 27V28H158ZM200 28V30L198 31V29ZM71 28V29H70ZM86 28V29H85ZM92 28V29H91ZM188 28V29H187ZM191 29V31H192V29H193V32H192V34L191 33H189V30ZM195 28V29H194ZM205 29L206 31H209L208 33H205V31L204 30H202V29ZM232 28V29H231ZM236 28V29H235ZM244 28H245V32L244 31H242V30H244ZM14 29V30H13ZM34 29V30H33ZM40 29H42L41 31H43V34L41 33V31H40ZM89 29H91V30H89ZM150 29V30H149ZM197 29V30H196ZM231 29V30H230ZM13 31V33H10V31ZM79 30V31H78ZM100 30V31H99ZM127 30V31H126ZM210 30H212V31H210ZM219 30H217V31H215V32H218ZM262 30H264V29H262ZM1 31V30H0ZM1 31V32H2ZM4 31V32H5ZM30 31V32H29ZM50 31V32H49ZM54 31V32H53ZM169 31H171V30H169ZM190 31V32H191ZM232 31H233V34H232ZM251 31V32H252ZM256 31H253L252 32V34L250 33H248L249 35H251V37L250 38H252V39H250L249 41H251L250 43H253L254 42V44L256 43L257 44V42H258V45L260 46V44L262 45V47L264 46V31L263 32H261V35H259L260 33H258L257 34V36H259V39H260V42L258 41V37L256 36ZM0 32V36H1V33ZM21 32H22V30H21ZM46 32V33H45ZM52 32H53V34H52ZM57 32H59V33H57ZM70 32V33H69ZM88 32H92L91 33V36L89 35L90 33H88ZM106 32V33H105ZM112 32V33H111ZM127 32H131V33H127ZM134 33V36L132 35L133 33ZM151 32H149V34L151 33ZM159 32H161L162 33V30H160ZM196 32V33H195ZM202 32H204V33H202ZM236 32V33H235ZM36 33H37V31H36ZM41 33V34H40ZM51 34V36L49 37V38H51V40H49V38L48 39H46V41H47V45L50 47V48H48V46H46L45 45V47H43V45H41L43 42L41 41L40 42V38H42V40H43V38H46V37H48L49 36V34ZM55 33V34H54ZM80 33H82V34H80ZM85 33V34H84ZM94 33H95V35H94ZM110 33V34H109ZM145 33H147V31L145 32ZM174 33H175V31H174ZM193 33H195L196 35H198V37H200V38H198L195 34H193ZM244 34V35H246L245 36V38H246V41H245V39H243L244 40V42H242V44H241V46H240V48H241V50H239L238 48H236V49H238V54L240 53V51H241V53L244 51H242V49H243V47L245 46H247V48H249V45H247V43H248V39H247V34ZM14 34V36H16ZM45 34H47V36H44ZM77 34V35H76ZM80 34V35H79ZM130 34H131V36H130ZM142 34V33H141ZM148 34V33H147ZM169 34H170V32H169ZM173 34V33H172ZM176 34V33H175ZM188 34V35H187ZM189 34L191 35V39H190V36H189ZM202 34V35H201ZM204 34V35H203ZM213 34V33H212ZM218 33H215V35H217V38L218 37H221V35H219ZM7 35V34H6ZM24 35V34H23ZM73 35H75V37H73ZM87 36L86 38H88L87 39V41H86V39L84 38L85 36ZM92 35H94V36H92ZM108 35V36H107ZM111 35V36H110ZM151 35H152V33H151ZM153 35H155V34H153ZM161 35H164L163 33L162 34H160L159 36H161ZM194 37H193V36ZM211 35V34H210ZM255 37H254V36ZM5 36V35H4ZM71 36V37H70ZM82 36V37H81ZM84 36V37H83ZM90 36V37H89ZM117 36V37H116ZM156 36V35H155ZM154 36V37H155ZM164 36V37H165ZM170 36V35H169ZM174 36H172V37H174ZM189 36V37H188ZM201 36H202V38H201ZM205 36V37H204ZM239 36V37H238ZM3 37V36H2ZM1 37V38H2ZM7 37V38H8ZM13 37V35L11 36V38ZM21 37H22V34H21ZM35 37H40V38H38L39 40H36L37 38H35ZM70 37V38H69ZM73 37V38H72ZM109 37V38H108ZM115 38V40H117L116 42H114L115 40L114 39H112V38ZM130 37H132V38H130ZM167 37H168V35H167ZM203 37L205 38V40L207 41H205V40H203ZM236 37V38H235ZM242 37V38H241ZM248 37V38H249ZM263 37V38H262ZM0 38V40H2ZM5 38H6V36H5ZM6 38V39H7ZM18 37L16 36V39H17ZM24 38V37H23ZM27 38H29V37H25L24 39L26 40ZM35 38V39H34ZM58 38V39H57ZM77 38V40H75ZM93 38L94 39H96V40H93ZM98 38H99V40H98ZM105 40H104V39ZM107 38V39H106ZM166 38V37H165ZM174 38V39H175ZM176 38V40H177V42L179 43L178 45H181V40H179L178 41V39ZM198 39V40H194V39ZM13 39V38H12ZM23 39V40H24ZM73 39V40H72ZM84 39V41H82ZM170 39H171V37H170ZM173 39V38H172ZM201 39V40H200ZM209 39V40H208ZM225 39V40H224ZM253 39L255 40L256 39V42L255 41H253ZM14 40H15V37H14ZM53 40H56V42L54 43V41ZM114 40V41H113ZM204 42H203V41ZM237 40V41H236ZM4 41V40H3ZM16 41L18 42L19 40H15V41H13V40H11V43L12 44H14L15 46L16 45H18V46H20L21 45V48L22 49H24L23 51L25 52V51H27L28 50V47H26L28 44H27V41L25 42V43H22V42H20V43H18V44H16ZM31 41V42H30ZM36 41V42H35ZM44 41V40H43ZM51 41V42H50ZM53 41V42H52ZM88 41H90V42H88ZM104 41H106V42H108L109 41V43H103ZM132 41H136V42H132ZM139 41V40H138ZM202 41V44L200 43ZM210 41V42H209ZM212 41L214 42V44L213 45H215V43H217L215 46H212ZM2 42V41H1ZM45 42V41H44ZM100 42V43H99ZM112 42V43H111ZM113 42H114V44H113ZM177 42H176V44H177ZM184 42V43H185ZM197 42V43H196ZM245 42H246V44H245ZM52 43H54V44H52ZM87 45H86V44ZM94 43V44H93ZM101 43H103V44H101ZM111 43V44H110ZM183 43V44H184ZM206 43H208V45L206 44ZM210 43V44H209ZM23 44L25 45V46H23ZM27 44V45H26ZM43 44H45V43H43ZM90 44H92V45H90ZM100 44V45H99ZM104 44H106V46L104 47ZM109 44V45H108ZM112 44H113V48H114V50H112ZM121 45V46H119V45ZM182 44V45H183ZM219 44H221V45H219ZM228 44H229V46H228ZM243 44H244V46H243ZM255 44V45H256ZM32 45V44H31ZM95 45V46H94ZM116 45L121 49V47H122V49L121 50H119V48L117 47V50H116ZM134 45V46H133ZM137 45V44H136ZM186 45L184 46V47H186ZM206 45H207V47H206ZM209 45H211L210 47H209ZM224 45L226 46V47H224ZM254 45V46H255ZM55 46V47H54ZM89 46V47H88ZM91 46V47H90ZM93 46V47H92ZM109 46H111V51H110V48H108ZM115 46V47H114ZM192 46V47H193ZM219 46V47H218ZM257 46V45H256ZM259 46H257V48L256 49H258V47ZM25 47V48H24ZM54 47V48H53ZM88 47V48H87ZM98 47H99V50H98ZM139 47V44H138V46H137V48ZM191 47V48H192ZM203 47H200V48H203ZM213 47V48H212ZM215 47V48H214ZM250 47H252V48H254L253 47V44H252V46L250 45ZM261 47V46H260ZM262 47L261 48H259L260 50H261V52L262 51H264V47H263V49H262ZM47 48V49H46ZM95 48V49H94ZM109 49V50H106V49ZM124 48V49H123ZM128 49V50H126V49ZM155 48V47H154ZM191 48H188L189 50H192V49H194V47L191 49ZM230 48H232V47H230ZM247 48H245L246 50H248V52H249V55H251L252 56V54L250 53V51H249V49H247ZM81 49V50H80ZM236 49H234L233 48V52H235V51H237ZM255 48H254V50H253V55H255V53H257V51H259V50H256ZM41 49H37V51H35L34 53H32L33 55H36V57L38 58H40L43 54H42V52L40 51ZM45 50H43V51H45ZM92 51L91 53H90V51ZM125 50L127 51V53L125 54L124 52H125ZM135 50L137 51V53H135ZM130 51H131V53H130ZM132 51H133V53H134V55L132 54ZM28 52V51H27ZM26 52V53H27ZM93 52H97L98 54H100L99 55V57H101V59L100 58H94L93 56H97L98 54H95V53H93ZM105 52V53H104ZM120 52H123L122 54H120ZM211 52V51H210ZM218 52V53H219ZM29 53V52H28ZM39 53H41V54H39ZM105 54L106 55V57H109V58H107V61H106V58H105V55H103V54ZM119 53V54H118ZM237 53V52H236ZM44 54L45 55H43L42 57L44 58V60H43V58L41 57L40 59L41 60H43V61H45V63H47V64H50V65H52V67H54L55 69H62L63 70V72L65 71V72H68V70H70V66L68 65V63H65V62H63V65L62 64H60V62H58L57 60H59V59H57L56 60V58H58V57H56L55 56V60H53L54 59V56L51 58V57H49V58H47L46 56H47V54L44 52ZM94 54V55H93ZM117 54H118V58L119 59H121V58H125L123 61H122V59L121 60H119L120 61V63L122 64V62H123V66L124 67H126V66H128V65H131L130 66V69H128V74H129V76H128V74H125V73H127V72H123V68H120V69H122L120 72H118L119 71V67H121V66H119V67H117L119 64L117 63L118 61H116L115 63H114V65H113V67H112V65L110 64V63H108L109 61H113L112 59H110V58H112L113 56H117ZM123 54H125V57H123ZM130 54H132L133 55V58H132V55H130ZM238 54H236V55H238ZM245 55H246V52L244 53ZM2 55V56H1ZM33 55H29L30 57V59H32L33 57H31V56H33ZM39 55H41V56H39ZM90 55V56H89ZM112 56V57H110V56ZM236 55L234 54V62L235 63H231L226 69H225V73H226V75H228V76H230V77H238V80H237V84L238 85H236V89L237 90H239V91H237L236 93L240 96V98L242 99H244V98H246V97H244V96H246V91H249V93L251 92L252 94V96L251 95H248V96H250V97H252V99H250V105L247 103V106H245V102L246 101H248L247 99L248 98H246V99H244V101L242 100V102H241V99H234V98H238V95H236V97H235V94H233L232 93V91L231 92H229L230 90H228L227 88H225V87H223L224 85L222 84V82L221 81H219L218 79H216V77L215 76H213V75H211V74H205L203 71L201 72L202 73V75L201 76H203V77H201L200 76V71L201 70H199V71H191V72H189L190 74H187V76L189 77L190 75L192 76V74H193V72H195V74L193 75V77L196 79H194L193 77H191V79L190 80H188V79H186L187 81L184 83L183 81H185V78L184 77H181V78H179V81H178V83H177V81L175 82V81H173L172 82V80H174L170 75H168V74H166L167 75V77H166V80H167V84L169 85V84H171L172 86H175V83H177L178 85H179V83H180V88H179V86H176L175 88H178V89H181V90H179V92L180 93H178L179 94V96H177V94H176V98H175V104L176 105H174V108H171V109H169V111L168 110H166V111H164V110H161V109H159V108H157V107H154L153 105H154V99H156L155 97L153 98H150L149 99V101L147 102V105H146V107H144L145 108V110H144V108L142 109V112H143V119L144 118H146L145 120H147V121H149V122H147V123H149V124H147V127L146 128H152V127H154V130L156 129V130H160V129H162V128H164V127H166L167 125H166V122H164L165 121V117L166 116H168V115H171V114H173L174 112H177V113H179L180 114V117H179V121L177 122L179 125H181L182 127L183 126H187L188 124V118L186 117V113H188V112H190V110H189V108H188V106L186 105V102L184 101V99L187 101V100H190V101H194V102H197L199 105L198 106H200V109H202L203 111L205 110V113H207L208 115H209V117H211L212 118V120H213V124L211 125V126H213V125H215V127H217V126H219V124L221 123L222 125L224 124V125H226L227 123H229L230 121L233 123H235L236 122V124H240L241 123V125H239V126H242L243 127V129H242V127H239V131H238V133L240 134V135H247V132L250 130V128L252 129V128H255L254 126H256L255 124L256 123H254L253 124V121L254 120H256V119H259V120H257L258 122H259V124H260V121L261 120H264V118H262V116L260 115L261 113L263 114L264 113V96H260V97H258L261 93H262V91L264 92V87H261L262 85L264 86V52H263V55H259L258 54V56H254V59L252 60V62H254V60L257 62V61H259V62H261L262 63V65L260 66V69L258 70V68H259V65L257 64L256 65V62H255V64L254 63H252L251 62V58H250V60H249V58H247L245 55V57L247 58V60H246V58L244 59L245 61H247L246 63H248V64H246V66L247 65H253V68L255 69V71H254V69L252 70L251 69V67H250V69H249V66L247 67V68H245L244 66H242L241 65V63H242V59H243V57L241 58V56L242 55H240L239 54V56H237L236 57ZM121 56V57H120ZM35 57V58H36ZM103 57H104V59H103ZM235 57L237 58V59H235ZM253 57V56H252ZM259 57V58H258ZM3 58V59H2ZM34 58V59H35ZM37 58L35 59V60H37ZM117 58V57H116ZM117 58V59H118ZM130 58V59H129ZM132 58V59H131ZM40 59H38V60H40ZM51 59V60H50ZM110 59V60H109ZM262 59V60H261ZM37 60V61H38ZM40 60V61H41ZM116 60V59H115ZM114 60V61H115ZM138 60V59H137ZM1 61H3V62H1ZM6 63H5V62ZM32 61H33V59H32ZM39 61V62H40ZM55 61H56V63H55ZM122 61V62H121ZM241 61V62H240ZM248 61H250V62H248ZM30 62V61H29ZM35 62V61H34ZM33 62V63H34ZM54 62V63H53ZM58 62V63H57ZM244 62V61H243ZM41 63H43V62H40V63H37L36 62V64H37V66H38V64H41ZM62 63V62H61ZM108 63V64H107ZM112 63V62H111ZM136 63H137V61H136ZM135 63V64H136ZM236 63H239V64H237L236 65ZM249 63H252V64H249ZM260 63V64H261ZM46 64V65H47ZM113 64V63H112ZM118 64V65H117ZM235 64V65H234ZM245 64V63H244ZM67 65V66H66ZM117 65V66H116ZM126 65V66H125ZM239 65V66H238ZM13 66V65H12ZM41 66L45 69V65H43V64H41V65H39V68L41 69ZM58 66V67H57ZM133 66V67H132ZM136 66H137V64H136ZM150 66V71H154V70H156L155 69V67H152V65H149ZM148 66V67H149ZM232 66V67H231ZM8 67L10 68V75H9V69H8ZM105 67V68H106ZM132 67V68H131ZM231 69H230V68ZM234 67H236V69H237V67H238V71L234 68ZM239 67H240V69H239ZM244 67V68H243ZM117 68V69H116ZM127 68V67H126ZM125 68V69H126ZM152 68H154L153 70H152ZM241 68H243V70L245 69V70H249L250 71V73L252 72L255 76H252V73H251V75H250V73H244V72H246V71H241ZM68 69V70H67ZM111 69H113L114 71H115V69L116 70H118V71H116V72H113V70H112V72L110 73V70ZM124 69V70H125ZM137 69V68H136ZM7 70H8V73H6L7 72ZM15 70V69H14ZM19 70V71H18ZM25 70V69H24ZM28 70H30L29 68H28ZM43 69H41V71H42ZM62 70H60L61 72H62ZM133 71L132 73L131 72H129V71ZM138 70V69H137ZM137 70H136V72H137ZM149 70V69H148ZM260 70L262 71V73L260 72ZM18 71V72H17ZM23 71V72H22ZM26 71V70H25ZM127 71V70H126ZM249 71H247V72H249ZM257 71V72H256ZM2 72H3V74H2ZM14 72V73H13ZM27 72V71H26ZM99 72V73H100ZM123 72V73H122ZM139 72V71H138ZM200 74H199V73ZM239 72V73H238ZM257 73V74H255V73ZM107 73L110 75H108L109 76V78H108V80H106V77H105V75H107ZM115 73H116V75L118 74L120 77H121V75H123L122 77H121V80H120V77H118V75L116 76L115 75ZM130 73L131 74H133L134 73V75L132 76V75H130ZM198 73V74H197ZM240 73H241V75H242V73H244L242 76H243V82H245V83H243L241 80H240V77H241V75H240ZM114 74V75H113ZM135 74H138V76L136 77L135 76ZM197 74V78L195 77V75ZM205 74V75H204ZM236 74V75H235ZM239 74V75H238ZM250 76H249V75ZM263 74V75H262ZM8 75V76H7ZM13 75L15 76V77H13ZM38 75V76H37ZM43 77H41V76ZM96 75H97V77H96ZM209 75V76H208ZM12 76V77H11ZM101 76H102V78H101ZM128 76V77H127ZM134 77V78H136L137 80H138V82L136 83V79H134V78H132V77ZM198 76L200 77V78H198ZM205 76V77H204ZM251 76H252V78H251ZM6 77L5 78H2V77H0V78H2V79H0V80H4L3 81V85L2 84H0V86L2 85V90L4 91L5 90V95L7 96V98H6V96L4 97V99L6 98V100L9 98L8 97V95L9 96H11L12 98L10 99H8V100H14V98L16 97V95H15V92H16V90H17V88L16 89H13V87L15 88V86H11L8 82H6L7 81V79H6ZM115 77H116V79H117V81L115 82ZM118 77V78H117ZM125 79H124V78ZM132 79H131V78ZM186 77V76H185ZM249 77H250V79H249ZM254 77H256V78H254ZM40 78V80H38V79ZM95 78V79H94ZM99 78V80H96V79H98ZM193 78V79H192ZM246 78H247V81H246ZM102 79H103V81H102ZM123 79L126 81V82H131V81H134L135 80V83H136V85L135 86H133L134 84H128L127 83V85H128V87L126 86V88L124 87V85H122V84H124V82H123ZM127 79V80H126ZM134 79V80H133ZM172 79V80H171ZM182 79H183V81H182ZM237 79V78H236ZM263 79V80H262ZM50 80H52V83L51 84H49V82H51ZM57 80V81H56ZM192 80V81H191ZM17 81V80H16ZM18 81H17V83L15 82L14 83V85H16V84H19L18 83ZM33 81V82H32ZM39 81H40V83H39ZM44 81H45V83H44ZM54 81H56L55 83L56 84H53L54 83ZM61 81H62V83L63 84H61ZM98 81V82H97ZM113 81H114V83H113ZM169 81V82H168ZM183 82V83H181V82ZM190 81V82H189ZM261 81H263V83H261ZM29 82H31V83H29ZM35 82V83H34ZM38 82V83H37ZM60 83V85H61V87H58L59 85V83ZM88 82V81H87ZM100 82V84H98L97 85V83H99ZM218 82H219V84H218ZM6 83H8L9 85L7 86L8 88L9 87H11V89L9 88V91H13V90H15V91H13L12 92V94L14 93V95H10L9 94V91L8 90H6L4 87L6 86L5 84ZM26 83V84H25ZM47 83V84H46ZM66 83V84H65ZM69 83V84H68ZM110 83V84H109ZM217 83V84H216ZM240 83V84H239ZM29 84H31V85H29ZM36 84H37V86H36ZM110 86H109V85ZM188 84V86H186ZM242 84H243V86H242ZM13 85V84H12ZM49 85V86H48ZM52 85H53V87H52ZM58 85V86H57ZM126 85V84H125ZM182 85H185V86H182ZM215 85V86H214ZM221 85V86H220ZM24 86V87H23ZM31 88H30V87ZM96 86V87H95ZM121 86L123 87V88H121ZM132 86V87H131ZM170 86V85H169ZM219 86V87H218ZM240 86V87H239ZM68 87H69V89H68ZM81 87V88H80ZM89 87H90V90H87V89H89ZM211 87V88H210ZM218 87V88H217ZM40 88V89H39ZM48 88V89H47ZM64 88V87H63ZM77 88H79L80 90H81V92H82V89L84 90L85 88H86V91L84 90L82 93L78 90V92H76V90H77ZM109 90H108V89ZM121 88V89H120ZM208 89V91L206 90V89ZM240 88H242V90L244 91V90H246L245 91V93L243 92V93H240V92H242V90L240 89ZM244 88V89H243ZM33 89V90H32ZM39 89V90H38ZM178 89H176V90H178ZM258 89V90H257ZM261 89H262V91H261ZM41 90V91H40ZM45 90V91H44ZM48 90V91H47ZM95 90H97V91H95ZM228 90V91H227ZM1 91V90H0ZM37 91H39V92H37ZM43 91V92H42ZM90 91V92H89ZM92 91V92H91ZM93 91H95V93L93 92ZM101 91V92H100ZM109 92V94L110 95H112V98H111V96L110 95H108V92ZM110 91L112 92V94L110 93ZM134 91V90H133ZM136 91V90H135ZM184 91V92H183ZM223 91V92H222ZM45 92V93H46ZM106 92V93H105ZM115 92H116V96H115ZM119 92H122V95H121V98H122V100H121V98L118 96V93ZM138 92V91H137ZM178 92V91H177ZM239 92V93H238ZM261 92V93H260ZM7 93V94H6ZM80 93V94H79ZM102 93V94H101ZM181 93H183V94H181ZM248 93V92H247ZM255 93V94H254ZM57 94V95H56ZM69 94H70V96H69ZM73 94V95H72ZM97 94V96L96 97H93V95L95 96ZM113 94H114V96H113ZM120 94V93H119ZM133 94L135 95V96H133ZM244 94V95H243ZM257 94H258V96H257ZM264 94V93H263ZM72 95V96H71ZM132 95V96H131ZM234 95V96H233ZM242 95H243V97H242ZM15 96V97H14ZM101 96V97H100ZM125 96V95H124ZM188 96V97H187ZM224 96H226V97H224ZM14 97V98H13ZM101 99H100V98ZM262 97V98H261ZM65 98V99H64ZM92 98V99H91ZM94 98H98V99H94ZM178 98V99H177ZM181 98V99H180ZM193 98V99H192ZM254 98V99H253ZM56 99V100H55ZM119 99V100H118ZM59 101V102H58ZM118 101V102H117ZM122 101H124V102H122ZM230 101H232L233 103L232 104H234V107L236 108L237 107V101H238V103L240 102V103H242V104H244V106L245 107H247V108H243L244 109V111H242L241 109H239V108H236V109H234L235 111H236V113H235V111L234 110H232L230 113H226L227 111V107L229 106H231V102ZM131 102V101H130ZM229 102V103H228ZM111 103V102H110ZM129 103V102H128ZM132 103V102H131ZM149 103V104H148ZM183 103V104H182ZM196 103V104H197ZM236 103V104H235ZM150 104H152V105H150ZM149 105V106H148ZM147 106H148V108H147ZM150 107H152V108H150ZM175 107L177 108V109H175ZM202 107V108H201ZM181 110H183V111H181ZM263 108V109H262ZM151 109V110H150ZM188 109V110H187ZM199 109V110H200ZM155 110H157V111H155ZM173 110V111H172ZM187 110V111H186ZM238 110V111H237ZM240 110H241V112H240ZM255 110V111H254ZM257 110V111H256ZM262 110V111H261ZM56 111H58V108L57 107H55L54 109H53V114H54V116L55 117H58V115H59V113L58 112H56ZM181 112H183L182 114H181ZM249 112H251V114L249 115ZM148 113V114H147ZM159 113V114H158ZM247 115H246V114ZM148 115H150V116H148ZM155 115V116H154ZM184 115H185V118H184ZM245 115V116H244ZM165 116V117H164ZM264 117V116H263ZM23 119H26V116H23L22 117ZM156 118V119H155ZM260 118H262V119H260ZM161 121H160V120ZM145 120H144V122H145ZM157 120V121H156ZM222 121L224 122V123H222ZM225 121H227V122H225ZM145 122V123H146ZM218 122V123H217ZM229 123L228 124V126H231V124L232 123ZM263 122V121H262ZM150 123H151V125H152V127H148V125L150 126ZM177 123H176V125H177ZM218 124V125H216V124ZM184 124V125H183ZM221 124H220V126H221ZM244 124H246V125H244ZM252 124V126H249V127H246V128H244L245 126H247V125H251ZM144 125H146V124H144ZM224 125L222 126L223 127V129H220L221 127H218L219 128V130L220 131H222L221 132V134L222 135H220L221 137L219 138V132L220 131H218L217 129L218 128H214V126L211 128V127H209V129L207 128V130L205 129V131H203V129H202V131L204 132V133H208L207 134V136H206V138L208 137V135H209V133L210 132H212L211 133V135L214 137V135H215V132L217 133L216 134V137H214V138H219L220 139V142L218 141L219 139H213L212 138V136L211 135H209V140L210 139H212L211 140V145H213L214 147H215V145L214 144H218V146H217V144H216V147H218V148H214L213 147V149H212V154L211 153H209V155L208 154H206L204 157H202L203 159H201V157H199V159H197L198 157L196 156V157H194V155L192 156V155H189L190 157H191V159H190V161L192 162V164H191V162L189 161V156H188V160H187V166H186V170L187 171H185L183 174H182V179H183V181H194V182H203V183H205V181L206 182H209V183H211V182H213V181H218V182H224V183H230V181H231V179H233V178H236L237 177V179L238 178H241L242 177V175H241V177L239 176H236V175H232L234 172V170H233V168H234V166L233 165H238V163L239 162H241L242 160H246V158L245 157H247V154H246V149L248 150V143H246V141H244L243 140V138H242V140L244 141V143H246V144H244V143H242V141L239 143V141L238 142H236L235 143V145L233 146V152H231V153H229L228 152V149H226L227 147H225L224 148V146H221V144L220 143H222L221 142V140L223 139H226L227 138V136H229V134H230V132H228V134L227 133H225V132H227V131H229L231 128H227V126H225L226 127V129H224L225 127H224ZM244 125V126H243ZM260 125H262V127H260V128H258V130H260L261 128H263V130H260V131H262V133L264 134V124H260ZM112 126H114V124H112ZM160 126V127H159ZM178 126V125H177ZM181 126H179V127H181ZM143 127V126H142ZM141 127V132H138L139 134H136L137 132H135V134H131V133H128L127 135H125V142L128 144V148H134L132 145H131V142L133 143L134 141H136V140H139V139H143V140H139V141H141V145H143L142 146V149L144 150L146 147H147V150H148V146H147V143H146V139H145V137H146V133H145V131H148L147 129H145L144 127V129ZM210 128L211 129H216V130H214V131H209L210 130ZM242 130H241V129ZM228 129V130H227ZM144 130V131H143ZM150 130H152V129H150ZM149 130V131H150ZM155 130V131H156ZM223 130H225L224 132H223ZM257 130V132H256V135H255V139L257 140L258 139V141H256V140H254L255 142H252V145H251V147H253V148H251L252 150H250V151H252V156H253V158H254V160H257V159H255V157L257 156L258 157V159H262L263 160V158H264V142H263V140H264V135L262 136V135H260ZM207 131H209V132H207ZM231 131V130H230ZM250 131H252V130H250ZM255 130H253V132H254ZM252 132V133H253ZM202 133V132H201ZM203 133V134H204ZM245 133V134H244ZM261 133V132H260ZM203 134H201L202 136L201 137H203V136H205V134L203 135ZM223 134H224V137H223ZM239 135V136H240ZM211 136V137H210ZM218 136V137H217ZM257 136V137H256ZM241 137H243V136H241ZM205 137H203V139H204ZM205 138V139H206ZM222 138V139H221ZM261 140H260V139ZM132 139V140H131ZM130 140V141H129ZM206 140H208V139H206ZM227 140V139H226ZM128 141H129V143H128ZM212 141H213V143L214 144H212ZM217 141V142H216ZM142 142H144V143H142ZM208 142V141H207ZM219 142V143H218ZM146 143V144H145ZM209 143H210V141H209ZM256 143V144H255ZM260 143H261V145H260ZM263 143V144H262ZM130 145V146H129ZM254 145V146H253ZM258 146V147H257ZM262 146V147H261ZM145 147V148H144ZM222 147V148H221ZM238 147V148H237ZM244 147V148H243ZM255 147V148H254ZM225 149V150H224ZM241 149H242V151H241ZM214 150V151H213ZM236 150V151H235ZM244 150V151H243ZM145 151V150H144ZM218 151V152H217ZM240 152H242V153H240ZM262 152V153H261ZM219 153H220V156H218L219 155ZM238 153H240V154H238ZM211 154V155H210ZM229 154V155H228ZM235 154V155H234ZM238 154V155H237ZM227 155H228V157H227ZM242 155H243V158H242ZM245 155V156H244ZM255 155V156H254ZM212 156V157H211ZM214 156V157H213ZM224 156V157H223ZM239 157V159H238V157ZM261 156V157H260ZM195 159V161H194V159ZM220 157H222V159H225V160H221V158ZM231 159H230V158ZM215 158H217V160L215 159ZM237 158V159H236ZM242 158V159H241ZM116 159V160H115ZM228 159V160H227ZM235 159V160H234ZM241 159V160H240ZM220 160V161H219ZM237 160V161H236ZM117 161H119L117 158H113L107 165H105L107 168H114L115 167V163L117 162ZM215 161L217 162V163H215ZM222 161H223V163H222ZM225 161V162H224ZM230 161V162H229ZM220 162H221V164H220ZM234 162V163H233ZM237 162V163H236ZM189 163V164H188ZM195 163V164H194ZM236 163V164H235ZM201 164V165H200ZM219 164V165H218ZM232 164V165H231ZM189 165H192V166H189ZM195 165H196V167H195ZM229 166V167H228ZM191 167V168H190ZM230 168V169H229ZM227 169V170H226ZM213 173V175H211L212 173ZM219 172V173H218ZM215 173V174H214ZM227 174V175H226ZM195 178V179H194ZM246 180H245V179ZM258 178V177H257ZM254 179L256 180V178L254 177ZM253 179V180H254ZM242 180H245V182H247V177H243L242 178ZM252 179H251V182H253L254 183V181H253ZM261 179H260V177L258 178V182L260 181ZM182 181V182H183ZM229 181V182H228ZM178 181L177 180H175V179H169V180H166V181H164V183L159 187V188H157L156 190H158V192H159V196H160V198L159 197H156L157 196V194H154V195H156V196H154L153 195V193H157L156 192V190L155 191H153V193L152 192H150V191H148V193L150 192V194H152L151 195V197L154 199V197H156L155 199L157 200V204H156V206L158 207L159 205V207L158 208H160L161 207V209H157V211H160L161 213H157V211L155 210V214L157 215V218H156V227H157V225H158V227H161L163 224H160L159 222H161V223H164V222H169L170 224H172V225H174V226H177L179 229H180V232H181V235L183 234L184 235V237L182 236V238H187V239H189V240H187L186 238H185V242L187 241V242H189V244H190V242H192L193 244H191V246L192 245H194L195 244V247L196 246H199V247H201L200 249H208V250H210V247L212 248V247H214V246H216V245H219L220 244V237H222L221 235H218L217 234V231H215L216 229H213V230H211V231H209V232H207L203 237H198V236H195V235H193L190 231H188L187 229H186V227H184L183 225H180L179 224V222H178V217L179 216H181V215H183V214H181V212H179V211H177V210H175V208H174V204H175V202H173V201H175L177 198H178V196H179V194L183 191V187L182 186H180V185H177L176 183H177ZM256 182H257V180H256ZM255 182V183H256ZM174 184H176V185H174ZM161 189H162V194H160L161 193ZM98 191L99 192H102L103 191V188L102 187H99L98 188ZM147 191V190H146ZM145 191V192H146ZM152 199V200H153ZM161 199V200H160ZM175 199V200H174ZM159 200V201H158ZM152 202H155V201H152ZM160 202V203H159ZM156 203V202H155ZM155 203H153V205L152 206H154L153 207V209H156V206H155ZM159 204V205H158ZM171 205H172V207L174 208H172L171 207ZM224 205H226V204H224ZM221 206V207H215V208H212V209H210L208 212H210V213H204V215H206V216H211V217H216V215H217V213H218V211H220V209L221 210H223V209H225V208H228V205L225 207V206ZM234 206V207H233ZM242 205L241 204H239V203H235V204H231V205H229V208L231 207L232 209H239L240 207H241ZM236 207V208H235ZM39 210H40V207H34L33 209H32V212H31V219H30V225H31V228L33 229V230H35V229H38L39 228V224L36 222V220H35V217H36V215L38 214V212H39ZM175 210V211H174ZM216 210V211H215ZM162 214H163V219L165 220V221H163L162 222V220H161V218H162ZM176 214H177V216H176ZM155 215V216H156ZM97 217V215L96 214H93L92 215V224H96V218ZM160 220H159V219ZM158 219V220H157ZM34 221L36 222V223H34ZM160 225H159V224ZM37 225V226H36ZM252 229H253V226H250V228H248V230H250V231H246V232H242V230H240L239 228H235L234 230H231V231H229V232H227V233H225V235L224 236H228V235H230V237L229 238H233V239H235V240H238L239 242H237V245L242 249L243 248V250H245L244 248H247V245H250V244H253V245H255V241H256V232H254L253 231V233H252ZM213 231H215V233H216V236H215V234L213 233ZM212 232V233H211ZM250 233V234H249ZM228 234V235H227ZM209 235V236H208ZM245 235V236H244ZM220 236V237H219ZM236 237V238H235ZM242 237V238H241ZM255 238V239H254ZM24 238L22 237V236H18V237H16L15 238V242H14V246H15V249H18V248H20V246L23 244V242H24V240H23ZM254 239V240H253ZM183 240V239H182ZM203 241V242H202ZM20 243V244H19ZM186 244H188V243H186ZM240 244V245H239ZM214 245V246H213ZM177 253H179V252H177ZM177 255V256H176ZM176 256V257H175ZM180 257V258H179ZM149 258H153V256H151V255H149ZM215 258V259H214ZM217 258V259H216ZM179 259V260H178ZM212 259V261L213 260H217V261H215V262H213L214 264H216V262H217V264H218V257H212L211 258ZM210 259V260H211ZM182 260H183V256H182V254L181 253H179V255L178 254H175L174 255V257H173V259H172V262L170 263V264H180L181 262H182ZM256 260V259H255ZM248 261L249 263H246V264H261L260 262H262V261H260V259H259V261H258V259H257V261ZM175 261V263H173ZM259 262V263H258ZM220 263V262H219ZM245 263V262H244ZM243 263V264H244ZM262 264H264L263 262H262Z\"/></svg>",
    "mask_w": 264,
    "mask_h": 264
}]
</instances>
